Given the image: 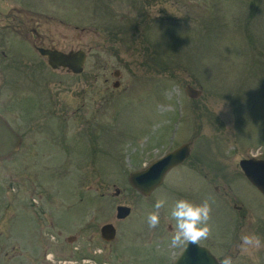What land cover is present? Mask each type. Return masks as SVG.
I'll use <instances>...</instances> for the list:
<instances>
[{"label": "rangeland", "instance_id": "rangeland-1", "mask_svg": "<svg viewBox=\"0 0 264 264\" xmlns=\"http://www.w3.org/2000/svg\"><path fill=\"white\" fill-rule=\"evenodd\" d=\"M19 8L28 33L6 28L0 42V115L29 133L0 159V264L42 255L44 212L58 227L70 212L65 234L94 212L95 227L113 223L121 248L134 245L161 194L209 198L211 216L229 221H215L217 257L264 264V198L239 166L264 158V0H0V26ZM34 45L83 50L82 72L52 69ZM183 143L187 159L149 196L131 186L132 171ZM118 205L131 209L124 220Z\"/></svg>", "mask_w": 264, "mask_h": 264}, {"label": "flooded vegetation", "instance_id": "flooded-vegetation-1", "mask_svg": "<svg viewBox=\"0 0 264 264\" xmlns=\"http://www.w3.org/2000/svg\"><path fill=\"white\" fill-rule=\"evenodd\" d=\"M16 10L18 13L13 16V20L16 21V23L12 26H9L8 24L0 26V42L6 41V28L9 29L10 33H14L15 30V32L21 37H25L28 33V30L26 29L28 20L25 19L26 17L22 14L23 12L21 8ZM0 14H2V12H0ZM6 17H9V15H7ZM29 34L37 37L38 32L36 29L31 28V33ZM34 48L39 53L38 48L53 47L34 45ZM40 56L45 58L47 63V57L41 54ZM22 109L23 113L30 112L27 111L26 106H22ZM34 132H37V134L40 133L39 131ZM56 132L57 131H53L52 129L49 130L47 134L51 135V137L54 138L53 135H56ZM27 133L24 132L21 135L18 134L20 137V146ZM43 133L45 132L42 131L41 134ZM60 133L62 134L63 132ZM61 138L65 139L64 136ZM174 167H172L171 169H173ZM171 169H169L166 174ZM244 178L247 182H249L245 176ZM213 188L214 190H218L217 185H214ZM168 202L169 206L166 207L165 211L163 210V215L160 217L159 225H157L155 228L148 227V233H136L134 234V236L129 235L131 240L140 235V237H137V239H139L140 241L135 242L134 245L133 243H131L130 246H125L123 249L121 248L119 232H117V229L113 223L114 233L111 239H107V236L109 235L102 232V226L104 224L99 228L94 226V212L92 216L88 217V219L86 214V220H84L83 226L78 228V230L75 232L76 234H65L66 229L71 228L70 226L72 225V221H70V217H68L67 215L68 213L70 214V212H62L64 213V216H60L59 218L61 220L58 222L61 227H58L59 225H56V217H53L52 215L54 214V212H44L45 215L49 214L48 218L50 220L48 222L50 223V227L44 232V238L40 237V239H42L41 242L45 244L44 251L41 256L40 254H38L40 257H37L33 264H211L210 259H201L202 248H205L209 252V254L212 255L219 264H221L223 260H220L217 257L215 251L213 250V247L216 244L215 239L217 238L215 235V229L217 226L219 230V228H225L228 225L229 221L226 220V217L221 216L216 218L214 216H211V234L207 239L201 240L198 244L189 243L187 245L172 247L170 245V237L173 233L174 221L170 220L168 209L171 207L170 204H173L175 201L168 200ZM241 207V205L233 204V208L235 210L240 211ZM241 217H244V214H241ZM124 219L125 218L117 220ZM218 219H220V221ZM215 221L217 226H215ZM37 229L39 230L40 228L36 227V230ZM40 235L43 234L40 232ZM220 239H222V237H220ZM80 240L81 242L83 241V245L78 244ZM144 240H147L148 244H141V241ZM239 242H241V239L239 240ZM64 244L76 245L73 246L72 250H70V253H67L65 256L63 255L60 257L57 250L58 248H63Z\"/></svg>", "mask_w": 264, "mask_h": 264}, {"label": "water", "instance_id": "water-1", "mask_svg": "<svg viewBox=\"0 0 264 264\" xmlns=\"http://www.w3.org/2000/svg\"><path fill=\"white\" fill-rule=\"evenodd\" d=\"M41 55L47 57V63L52 69L66 68L72 73L82 72L86 53L83 50L62 51L56 48H38ZM118 74V72H115ZM118 82L114 83L117 86ZM189 96H197L198 90L188 86ZM20 144L19 135L7 124L0 115V159L8 157L17 151ZM190 148L188 143L181 145L175 150L168 152L149 164L147 167L134 170L129 174V182L138 192L148 195L155 187L161 184L166 172L175 165L183 162L189 154ZM239 166L249 180L264 197V159L247 158L239 161ZM118 193V190H116ZM130 207L118 205L116 207L115 217L123 219L130 213ZM102 232L108 234L107 239H111L114 233V226L106 223L102 226ZM201 259H210L211 264H219L216 259L205 249H201Z\"/></svg>", "mask_w": 264, "mask_h": 264}, {"label": "clouds", "instance_id": "clouds-1", "mask_svg": "<svg viewBox=\"0 0 264 264\" xmlns=\"http://www.w3.org/2000/svg\"><path fill=\"white\" fill-rule=\"evenodd\" d=\"M168 206V197L161 194L153 205V210L148 213L146 223L149 228H155L160 223L161 210ZM211 202L209 198L199 203L185 198L175 200L168 209V215L173 224V233L170 237L172 247L198 244L207 239L211 234ZM221 264H231L230 258H225Z\"/></svg>", "mask_w": 264, "mask_h": 264}]
</instances>
